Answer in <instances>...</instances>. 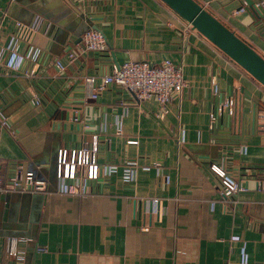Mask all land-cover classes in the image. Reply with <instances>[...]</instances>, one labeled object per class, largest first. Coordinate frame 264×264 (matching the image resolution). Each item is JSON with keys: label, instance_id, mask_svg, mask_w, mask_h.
Listing matches in <instances>:
<instances>
[{"label": "crops", "instance_id": "crops-1", "mask_svg": "<svg viewBox=\"0 0 264 264\" xmlns=\"http://www.w3.org/2000/svg\"><path fill=\"white\" fill-rule=\"evenodd\" d=\"M198 1L264 56V11L246 0ZM39 18L41 30L20 42L8 67L16 23ZM188 25L162 0H0V173L9 180L32 171L46 183L45 190L0 192V264L264 262V188L257 190L264 86ZM94 27L109 49L59 73L54 60ZM165 59L182 65L186 86L164 107L116 84L98 99L85 94L86 76L128 60ZM230 93L242 94L241 122L237 113L219 112ZM77 108L88 127L73 121ZM84 147L92 148L97 178L87 179L83 168L73 182L88 193H60L59 150L68 159ZM154 162L160 170L143 167ZM213 163L245 188L229 197L236 203L228 210ZM125 169L132 180H124ZM10 236L23 239L19 259L7 252Z\"/></svg>", "mask_w": 264, "mask_h": 264}, {"label": "built area", "instance_id": "built-area-1", "mask_svg": "<svg viewBox=\"0 0 264 264\" xmlns=\"http://www.w3.org/2000/svg\"><path fill=\"white\" fill-rule=\"evenodd\" d=\"M257 7L264 11V0L256 3ZM245 7H241L236 13L243 12ZM44 20L42 18L37 19L30 25H24L21 22L16 23V33L11 37L7 45V55L5 57V63L8 67H14L17 59L19 58V51L21 41L27 40L33 33L41 30ZM192 28L189 24L186 29ZM109 49L108 42L104 33L98 29H88L82 35L81 42L76 48L70 49L66 52L64 58H56L54 65L59 73L65 71L68 65L79 59L91 51L104 52ZM27 74H32L33 71H26ZM116 84L125 89L132 91L136 94L139 100L154 99L159 102L163 107L171 101L174 93L181 92L185 86V79L183 75V67L181 64H175L169 59H165L159 65H153L149 61H131L128 60L120 66H113L112 70L105 72L102 76L90 75L84 77V91L87 97L98 99L109 86ZM32 103L35 105L40 104L38 97H34ZM224 109H228L229 114H233V99H227L222 106H220L219 112ZM211 118L214 121L216 119V113H211ZM82 122V120H81ZM80 122V123H81ZM3 123H6L4 121ZM85 127H88L87 123L83 120ZM135 140H130L129 143H134ZM92 148L84 147L82 149H75L72 154L66 159L67 151L65 149L59 150L58 158V191L60 193H76L86 195L88 193L86 186L79 187L76 181L78 179V173L86 168L87 179L97 178L96 167L93 162ZM133 166H138V161L133 162ZM113 169L116 165L111 166ZM144 168L157 167L160 170V163L154 162L152 165H145ZM130 168V167H127ZM211 170L222 178V185L227 194H237L243 189L242 184L227 175V171L220 167L218 164L213 163ZM125 181H130L133 178L131 169H125L124 176ZM260 187L264 188V182ZM46 183L43 180H38L34 177L32 171H27L23 176L13 175L9 180H5L0 173V192L6 191H25L27 189L32 190H45ZM158 202V199H154ZM143 230H148L147 227ZM22 238L17 236L8 237L7 252L9 255L20 258L21 250L19 248ZM30 242V239H25ZM38 252H46L47 249L44 246H37ZM253 264H264V262H254Z\"/></svg>", "mask_w": 264, "mask_h": 264}, {"label": "water", "instance_id": "water-1", "mask_svg": "<svg viewBox=\"0 0 264 264\" xmlns=\"http://www.w3.org/2000/svg\"><path fill=\"white\" fill-rule=\"evenodd\" d=\"M162 1L264 86V56L249 42L230 29L198 0ZM246 3L251 9L262 14L261 10L256 5V1L246 0ZM94 28L97 29V27ZM228 98H232L231 93L228 94ZM232 99L234 113H237L236 119L241 122L242 94L236 95L235 97L233 96ZM221 115H223V111ZM72 119L80 124L82 120V111L78 108L75 109ZM260 184L259 182L257 183V190L259 191L262 189ZM224 194L227 201L225 203V208L228 210L230 206L236 203L233 202L232 198L228 200L230 196L235 197V194L234 196L226 192ZM229 202H231V204Z\"/></svg>", "mask_w": 264, "mask_h": 264}]
</instances>
